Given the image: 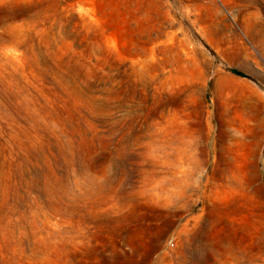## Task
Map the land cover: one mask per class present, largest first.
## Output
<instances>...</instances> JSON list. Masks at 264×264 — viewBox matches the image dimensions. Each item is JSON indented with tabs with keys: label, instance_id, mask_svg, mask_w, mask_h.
I'll return each instance as SVG.
<instances>
[{
	"label": "rangeland",
	"instance_id": "374dc122",
	"mask_svg": "<svg viewBox=\"0 0 264 264\" xmlns=\"http://www.w3.org/2000/svg\"><path fill=\"white\" fill-rule=\"evenodd\" d=\"M0 264H264V0H0Z\"/></svg>",
	"mask_w": 264,
	"mask_h": 264
}]
</instances>
